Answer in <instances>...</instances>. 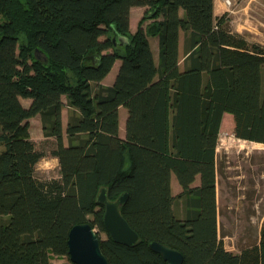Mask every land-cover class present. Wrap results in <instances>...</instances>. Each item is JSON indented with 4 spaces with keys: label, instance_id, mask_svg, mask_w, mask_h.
Listing matches in <instances>:
<instances>
[{
    "label": "trees",
    "instance_id": "16d2710c",
    "mask_svg": "<svg viewBox=\"0 0 264 264\" xmlns=\"http://www.w3.org/2000/svg\"><path fill=\"white\" fill-rule=\"evenodd\" d=\"M135 6L144 11L131 31ZM263 75L264 46L215 15L214 0H0V264H75L68 232L86 221L108 264H167L150 241L180 251L182 264H264V221L257 243L232 252L216 202L223 114L235 137L264 144ZM37 114L57 177L35 173L45 155L30 135ZM100 187L110 199L128 193L121 213L139 235L133 245L107 234Z\"/></svg>",
    "mask_w": 264,
    "mask_h": 264
},
{
    "label": "rangeland",
    "instance_id": "374dc122",
    "mask_svg": "<svg viewBox=\"0 0 264 264\" xmlns=\"http://www.w3.org/2000/svg\"><path fill=\"white\" fill-rule=\"evenodd\" d=\"M230 2L226 4V0H214L215 15L226 13L233 31L241 33L250 42L264 46V0ZM140 9L133 10L132 30H135L136 22L140 19ZM151 42L154 56L157 57V37L151 38ZM111 76L112 74L109 78ZM120 127L123 128V122ZM35 133L37 131L33 132L34 135ZM66 142L64 134V143ZM37 145L45 152L49 163L45 166L41 159L36 165V176L41 179L57 177L58 165L50 154V150L55 147L54 140L44 138ZM217 147L218 235L226 249L239 252L258 242L264 221V144L235 137L230 129V119L226 116L220 127ZM174 210L178 215L182 214L177 202L174 203ZM100 236L105 238L106 234L101 232ZM51 261L57 264L68 262L67 257L57 256H52Z\"/></svg>",
    "mask_w": 264,
    "mask_h": 264
},
{
    "label": "water",
    "instance_id": "95a60500",
    "mask_svg": "<svg viewBox=\"0 0 264 264\" xmlns=\"http://www.w3.org/2000/svg\"><path fill=\"white\" fill-rule=\"evenodd\" d=\"M128 199V193L119 194L110 199L106 188L100 187L96 194V201L104 208L103 224L110 238L118 243L133 245L139 240L134 231L121 213V206ZM68 256L75 264H108L100 247V239L90 222H81L73 225L68 232ZM149 248L159 253L167 264H182L183 255L180 251L157 241H150Z\"/></svg>",
    "mask_w": 264,
    "mask_h": 264
},
{
    "label": "crops",
    "instance_id": "0c3cea01",
    "mask_svg": "<svg viewBox=\"0 0 264 264\" xmlns=\"http://www.w3.org/2000/svg\"><path fill=\"white\" fill-rule=\"evenodd\" d=\"M138 8H141L140 9V17H141L142 14H143V11H144V7L135 6V7H132L131 10H130V30L131 31H134V30L131 29V25H132L131 24V16L133 15V10L134 9H138ZM137 22H136V25H137ZM183 39H184V36H183V33L181 32L180 33V36H179V58H180V66L181 67L183 66V59L185 57V51H184V46H183V42H184ZM150 44H151V47H152V42L151 41H150ZM119 64H120V60L117 59L115 61L114 65H113L112 69L110 70V72L102 79L101 83L103 85H110V84H112V82L114 80V77H115V74H116V72L118 70ZM110 74H112V76L109 78ZM64 101H65V98H64ZM21 102H22V104L24 106H28L29 103H30V99H28V98H21ZM118 113H119V123H118V126H119V135L121 137H124V134H125V121H126V117H127L126 108H124L123 106H120L119 107V110H118ZM226 116L230 119V129L233 130V128H234L233 116H232V114L224 113L223 114V117H222V121H223V118L226 117ZM67 118H68V108L65 107L62 110V123H63V128L64 129H65V126L67 124ZM29 122H30V135H31V138L36 143H38L39 140L44 139V136L42 134V129H41L40 116L38 114L35 115V116H32L31 118H29ZM122 122H123V128L121 129L120 126H121ZM221 125H222V122H221ZM221 125H220V127H221ZM121 130H122V132H121ZM34 131H37V134L35 133V135H34L33 134ZM2 148H3V146L0 144V150H2ZM217 148L218 147H216V152H217ZM46 158H47L46 154L41 158V159H43L45 166L47 165V163H49V160H46ZM52 159L56 163V165H58L57 158L55 156H52ZM198 181L199 180H198V176H197L196 179H195V181H194V184L195 185L198 184ZM216 181H217V175H216ZM171 190H172L173 195L179 193L180 190H181V187L178 184V182H177L176 177L174 176V174H172V176H171ZM173 190H174L175 193L173 192ZM216 202H217V197H216Z\"/></svg>",
    "mask_w": 264,
    "mask_h": 264
},
{
    "label": "built area",
    "instance_id": "2783aa9c",
    "mask_svg": "<svg viewBox=\"0 0 264 264\" xmlns=\"http://www.w3.org/2000/svg\"><path fill=\"white\" fill-rule=\"evenodd\" d=\"M231 2H230V0H226V4H230Z\"/></svg>",
    "mask_w": 264,
    "mask_h": 264
}]
</instances>
